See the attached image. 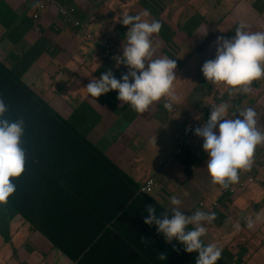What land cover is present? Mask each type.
<instances>
[{
  "label": "crops",
  "instance_id": "obj_1",
  "mask_svg": "<svg viewBox=\"0 0 264 264\" xmlns=\"http://www.w3.org/2000/svg\"><path fill=\"white\" fill-rule=\"evenodd\" d=\"M36 2L0 0V61L106 159L92 155L64 161L61 131L48 133L44 117H38L22 145L29 153L24 171L12 178L14 204L0 205V264H80L54 241L61 239L70 243L66 246L94 249L90 264H195L197 253H187L175 240L166 243L155 225L144 223L147 205L156 207L159 218L171 208L173 195L183 201L185 215L216 213V220L205 224L202 240L220 247L227 264H264V220L254 229L246 226L264 210V145L257 147L250 169L260 182L236 196L223 194L212 183L201 137L167 162L182 138L184 118L165 109L161 100L138 113L117 99L116 90L98 98L89 95L85 88L92 78L109 69L117 79L124 73L58 11V4L74 5L76 17L89 30L109 31L122 51L128 27L119 21L147 10L146 19L162 25L152 36L153 59L176 60V105L184 116L203 124L211 107L225 102L228 118L255 109L257 127L264 131V78L253 81L250 93L229 95L223 84L208 82L201 71L215 59L217 37H234L240 24L246 31L264 32V0H56L35 20ZM47 166L53 171L47 172ZM119 170L139 185V193H128ZM150 176H155L153 190L141 192ZM64 186L70 193H63ZM162 253L167 259H159Z\"/></svg>",
  "mask_w": 264,
  "mask_h": 264
},
{
  "label": "clouds",
  "instance_id": "obj_2",
  "mask_svg": "<svg viewBox=\"0 0 264 264\" xmlns=\"http://www.w3.org/2000/svg\"><path fill=\"white\" fill-rule=\"evenodd\" d=\"M150 13L125 15L119 22L128 27L126 42L122 44V55L114 57L117 65L123 64L129 71L117 79L109 69L99 78H92L86 91L92 97L116 90L117 99L130 104L138 113L146 111L154 102L165 99V109L171 111L179 97L174 90L177 79L176 60L168 57L153 59L155 48L152 36L159 33L161 23L146 19ZM216 56L202 65V73L208 82L223 84L231 95L234 91L250 93L253 81L264 78V32H249L240 24L234 37L222 36L216 40ZM229 104L221 102L211 107L208 120L195 129V135L203 139V150L207 153V170L214 185L228 189L237 183L240 171H249L254 162L258 146L264 145V131L257 127V112L249 107L240 110L234 118H228ZM8 111V106L0 99V117ZM218 130V131H217ZM24 132L22 120L0 119V205H5L16 188L12 178L24 171L25 153L21 147ZM184 195H187L185 193ZM172 213L164 211L155 215L156 207L147 205L148 216L144 223L156 226L166 243L173 240L184 246L187 253H197L195 264H217L222 249L216 244L205 245L202 237L207 234L205 224L216 220L215 212L197 210L185 215L181 211L183 201L170 196ZM264 220V210L257 213L255 220L249 218L246 226L254 229L256 223ZM193 226L189 228V226ZM240 229L239 223L235 225ZM159 259L165 260L163 253Z\"/></svg>",
  "mask_w": 264,
  "mask_h": 264
},
{
  "label": "trees",
  "instance_id": "obj_3",
  "mask_svg": "<svg viewBox=\"0 0 264 264\" xmlns=\"http://www.w3.org/2000/svg\"><path fill=\"white\" fill-rule=\"evenodd\" d=\"M0 99H3L8 106V111L0 119H7L9 121L22 120L24 126V132L21 137V147L25 144L26 134L29 129H35L37 125L38 117H44L45 129L48 133L54 130L61 131V145L65 150L62 149V158L64 161L86 160L88 156L98 155L104 158V155L98 151V149L91 144L85 137L79 133L76 128L69 124L65 119H63L50 105L43 100L34 90L26 86L10 69H8L0 61ZM32 118V119H31ZM29 120H34L32 125L29 124ZM72 134V135H71ZM48 143L53 144V138L49 139ZM80 150L74 152L77 147ZM25 157L29 155L28 152H24ZM33 153V152H32ZM31 156H35L31 154ZM47 160L50 157L47 155ZM78 160V161H79ZM77 161V162H78ZM47 172L53 171L52 167L47 166ZM51 168V169H49ZM120 174L127 179L128 193L136 194L139 193V185L124 171L119 170ZM21 185L18 183V188ZM131 187L132 189H129ZM63 193H70L63 187ZM130 190V191H129ZM14 194V193H13ZM11 195L8 198L9 204L13 205ZM51 236V234H48ZM62 240V239H61ZM54 240L57 245L60 246L61 251L68 255L72 260L79 261L80 264H90L88 261L92 257L94 249H88L87 247H70L66 246L70 243H66L67 240ZM65 242V243H64ZM65 245V246H64ZM217 264H227L222 258L217 261Z\"/></svg>",
  "mask_w": 264,
  "mask_h": 264
},
{
  "label": "built area",
  "instance_id": "obj_4",
  "mask_svg": "<svg viewBox=\"0 0 264 264\" xmlns=\"http://www.w3.org/2000/svg\"><path fill=\"white\" fill-rule=\"evenodd\" d=\"M37 10L34 12L33 17L35 20H39L41 13L45 11L49 6L57 4L56 0H37ZM59 14L65 17L71 24L72 27L78 28L81 30L82 37L85 41L97 44L104 55L111 63L116 67H119L124 74H126L129 69L123 64L117 65L114 57L121 56L122 51L119 49L114 37L110 34L109 31L103 29L100 31H91L89 30L77 17V8L74 5H60L58 4ZM162 104L165 103V99H161ZM172 112L180 114L186 121V125L183 128L182 138L179 141L177 148L174 152L168 157L167 162L172 160L177 154H180L185 146H187L192 139L197 138L195 129L202 126V123L198 120L188 119L184 116L182 109L174 104ZM166 162V163H167ZM164 163V165H166ZM240 176L245 178L239 179L236 184L231 185L228 189H224L220 186V190L223 194H228L230 196H236L238 192L245 188L251 183H259L260 178L251 173V171H240ZM155 176H150L141 186L140 191L144 193H150L155 186ZM201 206L204 205V202L200 203ZM217 205V203H214Z\"/></svg>",
  "mask_w": 264,
  "mask_h": 264
}]
</instances>
